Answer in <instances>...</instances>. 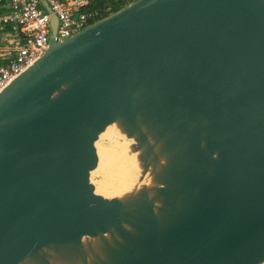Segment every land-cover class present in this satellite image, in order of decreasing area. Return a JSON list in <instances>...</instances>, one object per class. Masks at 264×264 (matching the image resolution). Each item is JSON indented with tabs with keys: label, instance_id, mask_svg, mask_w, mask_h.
I'll list each match as a JSON object with an SVG mask.
<instances>
[{
	"label": "water",
	"instance_id": "1",
	"mask_svg": "<svg viewBox=\"0 0 264 264\" xmlns=\"http://www.w3.org/2000/svg\"><path fill=\"white\" fill-rule=\"evenodd\" d=\"M55 25L0 91V264H263L264 0ZM109 125L149 178L122 196L89 177Z\"/></svg>",
	"mask_w": 264,
	"mask_h": 264
},
{
	"label": "built area",
	"instance_id": "2",
	"mask_svg": "<svg viewBox=\"0 0 264 264\" xmlns=\"http://www.w3.org/2000/svg\"><path fill=\"white\" fill-rule=\"evenodd\" d=\"M131 1L7 0L0 16V91L40 57L48 42L51 16L56 20L54 39L61 42L112 13L111 2ZM95 2L106 4L91 8Z\"/></svg>",
	"mask_w": 264,
	"mask_h": 264
},
{
	"label": "bare ground",
	"instance_id": "3",
	"mask_svg": "<svg viewBox=\"0 0 264 264\" xmlns=\"http://www.w3.org/2000/svg\"><path fill=\"white\" fill-rule=\"evenodd\" d=\"M100 137H106L110 141L116 142L117 139H121L122 136L117 132V129L114 125H109L106 127L104 132L99 135V138ZM121 148L124 150L123 147ZM96 153L98 161L97 166L94 170L99 171L102 168L103 154L99 151L98 148H96ZM135 155L136 154L127 155L125 153V150L120 151V153L118 154V157L120 158V165L118 169V174L116 176L117 182L113 186L99 183L95 186V191L99 192L102 195L122 196L140 186L148 185L149 178L147 177V175L143 176L142 179L138 178V171L135 168Z\"/></svg>",
	"mask_w": 264,
	"mask_h": 264
},
{
	"label": "rangeland",
	"instance_id": "4",
	"mask_svg": "<svg viewBox=\"0 0 264 264\" xmlns=\"http://www.w3.org/2000/svg\"><path fill=\"white\" fill-rule=\"evenodd\" d=\"M128 143H130V141L125 138H121L116 142L110 141L106 137H100L98 139L96 148H98L99 151L102 152L103 162L102 168L99 171L94 170L95 172L92 171L89 175L92 185L96 186L99 183L111 186L115 185V183L117 182L116 176L118 174L120 165V158L118 157V154L120 153V151H124L121 147L125 149V145Z\"/></svg>",
	"mask_w": 264,
	"mask_h": 264
},
{
	"label": "trees",
	"instance_id": "5",
	"mask_svg": "<svg viewBox=\"0 0 264 264\" xmlns=\"http://www.w3.org/2000/svg\"><path fill=\"white\" fill-rule=\"evenodd\" d=\"M104 4H106V3L95 2V3L91 4L90 7L94 8V7H98V6L104 5ZM126 4H127L126 2L125 3H113V2H111L110 5H111L112 12L117 11L119 8L125 6Z\"/></svg>",
	"mask_w": 264,
	"mask_h": 264
},
{
	"label": "crops",
	"instance_id": "6",
	"mask_svg": "<svg viewBox=\"0 0 264 264\" xmlns=\"http://www.w3.org/2000/svg\"><path fill=\"white\" fill-rule=\"evenodd\" d=\"M7 0H0V16L3 15L6 11Z\"/></svg>",
	"mask_w": 264,
	"mask_h": 264
}]
</instances>
